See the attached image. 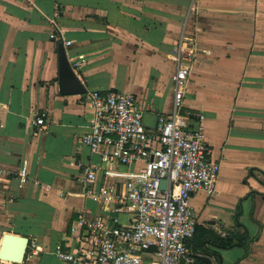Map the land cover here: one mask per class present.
Listing matches in <instances>:
<instances>
[{
	"label": "crops",
	"instance_id": "crops-1",
	"mask_svg": "<svg viewBox=\"0 0 264 264\" xmlns=\"http://www.w3.org/2000/svg\"><path fill=\"white\" fill-rule=\"evenodd\" d=\"M60 42L86 93L133 95L150 131L173 111V51L182 43L192 52L180 113L202 115L219 174L213 196L190 198L197 218L190 248L240 224L245 246L206 247L219 264H264V0H0V264H65L54 246L81 213L88 220L101 213L84 194L78 164L96 166L99 180L109 165L80 143L91 117L86 93L59 91ZM42 112L45 127L33 136Z\"/></svg>",
	"mask_w": 264,
	"mask_h": 264
},
{
	"label": "built area",
	"instance_id": "built-area-1",
	"mask_svg": "<svg viewBox=\"0 0 264 264\" xmlns=\"http://www.w3.org/2000/svg\"><path fill=\"white\" fill-rule=\"evenodd\" d=\"M50 38L60 40L53 33ZM172 57L177 65L173 111L159 116L153 131L145 128L143 109L133 95L117 90L84 95L91 117L80 143L109 166L99 180L96 166L78 164L84 194L98 202L101 213L89 220L81 213L65 242L54 246L52 254L65 264H196L189 245L197 226L190 198L199 191L214 195L219 164L209 158L202 115L193 120L180 113L192 52L181 43ZM46 120L44 112L32 119L33 136ZM27 176L23 162L19 183ZM122 215L129 216L128 223L120 222ZM28 248L35 255V239Z\"/></svg>",
	"mask_w": 264,
	"mask_h": 264
},
{
	"label": "trees",
	"instance_id": "trees-1",
	"mask_svg": "<svg viewBox=\"0 0 264 264\" xmlns=\"http://www.w3.org/2000/svg\"><path fill=\"white\" fill-rule=\"evenodd\" d=\"M224 231L226 235L223 237L213 233L202 235L203 239L201 242L193 244L192 250L194 251L195 249L198 251L197 249H201L202 253L214 258V261L211 262L209 260L207 264H219L220 260L218 254L211 251L206 246H211L212 248L219 250H226L234 247L245 246L250 241V238L247 237L246 230L240 224H236L234 228H224ZM200 259V257H196V264H198Z\"/></svg>",
	"mask_w": 264,
	"mask_h": 264
},
{
	"label": "water",
	"instance_id": "water-1",
	"mask_svg": "<svg viewBox=\"0 0 264 264\" xmlns=\"http://www.w3.org/2000/svg\"><path fill=\"white\" fill-rule=\"evenodd\" d=\"M58 47V84L59 91L62 95H81L86 93V90L80 80L77 78L71 65L67 60V56L63 47V43L60 42ZM144 116V115H143ZM144 123V117L142 119ZM145 124V123H144ZM165 182L161 181L160 187L164 188ZM7 243L14 244L16 238L11 234H5L4 239ZM5 255H12V251L6 252ZM209 259L207 257H201L198 264H207Z\"/></svg>",
	"mask_w": 264,
	"mask_h": 264
}]
</instances>
